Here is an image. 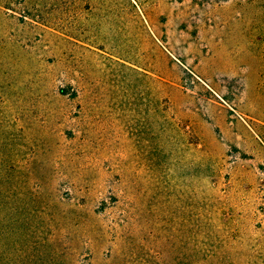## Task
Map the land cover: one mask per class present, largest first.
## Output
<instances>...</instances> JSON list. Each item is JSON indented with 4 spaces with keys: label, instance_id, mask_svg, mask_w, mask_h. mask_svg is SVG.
<instances>
[{
    "label": "rangeland",
    "instance_id": "1",
    "mask_svg": "<svg viewBox=\"0 0 264 264\" xmlns=\"http://www.w3.org/2000/svg\"><path fill=\"white\" fill-rule=\"evenodd\" d=\"M0 264H264V0H0Z\"/></svg>",
    "mask_w": 264,
    "mask_h": 264
}]
</instances>
